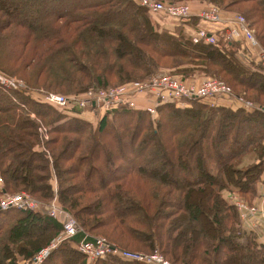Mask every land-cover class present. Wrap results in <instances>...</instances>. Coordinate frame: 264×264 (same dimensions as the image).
<instances>
[{
    "label": "trees",
    "instance_id": "obj_1",
    "mask_svg": "<svg viewBox=\"0 0 264 264\" xmlns=\"http://www.w3.org/2000/svg\"><path fill=\"white\" fill-rule=\"evenodd\" d=\"M30 1L27 5L34 6ZM202 1L225 8L224 16L230 10L225 3L233 2ZM239 1L252 2L253 16L264 24V0ZM67 3L51 12L33 9L25 21L18 7L11 12L0 1L1 71L17 75L36 63L37 87L69 91L107 88L115 85L112 77L121 82L144 80L156 73L159 58L181 57L178 66L185 64V72L200 71L210 78L222 75L240 96L235 85L264 94L262 64L245 62L239 56L243 42L226 40L221 30L208 29L215 34L214 44L194 42L183 29L156 28L148 10L134 0ZM185 22L202 27L196 16ZM256 37L264 47V36L257 33ZM21 78L34 86L31 78ZM251 98L247 96L264 106ZM187 102L183 107L174 102L160 105V118L152 119L144 110L120 106L103 112L95 125L84 118L85 112L93 115L90 111L55 107L26 90L0 85V195L27 190L50 201L57 178L60 204L84 228L42 264H87L79 243L86 234L96 235L100 213L107 214L106 222L116 223L132 242L149 251L158 249L176 264H264V244L255 231L240 225L237 209L224 193L237 192L249 203L258 199L264 180V112L234 108L230 103L213 105L199 98ZM31 113L49 126L48 155L41 149L38 123ZM182 116L186 120L182 129H170L171 118ZM127 139L132 149L118 145ZM220 140L225 144L218 150ZM154 143L169 159L152 156L141 161L142 153H152ZM132 159L138 164L128 166ZM256 169L253 177H247L248 184L237 185L238 175L242 180ZM93 176L100 179L98 183L90 184ZM141 192L144 198L137 196ZM91 194L101 195L98 205L92 200L91 206L87 197ZM36 225L42 232L33 237L31 229ZM62 229L60 221L43 211L0 210V264H16V253L31 257L50 242V234ZM34 242L39 245L25 247L28 243L33 247ZM93 264L146 263L110 255Z\"/></svg>",
    "mask_w": 264,
    "mask_h": 264
},
{
    "label": "built area",
    "instance_id": "obj_2",
    "mask_svg": "<svg viewBox=\"0 0 264 264\" xmlns=\"http://www.w3.org/2000/svg\"><path fill=\"white\" fill-rule=\"evenodd\" d=\"M141 6L145 7L152 15H162L170 17L174 20L185 22L196 16L203 22L213 24L215 30H221L223 37L226 40H236L239 42L247 43L248 50L243 55H247L246 61L255 60L260 62L264 67V47L258 42L251 28L248 26L244 16L235 14L231 19H226L221 10L217 7L206 4L196 14L192 12L191 6L188 2L180 3H167L158 0H134ZM221 27H217V25ZM194 42L200 40L206 43H216V37L214 32L209 31L206 28H200L192 36ZM149 79L141 81H132L137 83L138 88L132 87L126 89L123 86L114 89H104L100 94H95L92 91L87 92L89 94L88 101L90 104L98 107L97 109L104 108L106 111L116 109L120 106H128L132 109L145 108L146 111L155 115L158 112V106L164 103L175 102L179 103L191 98H199L202 100L211 99L215 97H226L234 95L232 88L222 80L215 78H207L198 86L192 84L188 85L185 82L176 78L166 76L163 78H154L152 82H147ZM131 82V83H132ZM0 85L8 87L12 90H22V82L0 71ZM50 105L59 108H79L83 109L84 102L81 106H75L77 100L74 97L65 96L62 94H48L43 99ZM238 100L241 103V107L246 110H261L264 112V106L254 104L248 101L243 96H238ZM98 101L100 104H98ZM139 101V104H138ZM147 103V105H146ZM47 133V130H44ZM42 139L48 140L44 137V132L39 134ZM237 197H234L236 196ZM230 203L235 206L240 217L242 227L248 230L255 231L258 235L264 237V180L261 183L259 189L258 199L254 203L247 202L237 192L233 196L229 197ZM40 200L34 198L26 192H17L15 194H8L0 196V210L7 209H20L38 211ZM49 215L63 224L62 234L54 240L52 246L46 248L42 253L36 255L31 261L25 264H42L52 252L58 248L62 241H66L77 234L84 232L83 228L74 219L72 214L65 211L58 203V196L54 197L52 201V208L49 211ZM88 234L80 241L79 250L88 258L100 259L107 256H120L122 259L139 261L147 264H171L165 258L159 255H147L143 253H134L127 250H123L118 246L110 244L103 237L91 236L88 238Z\"/></svg>",
    "mask_w": 264,
    "mask_h": 264
},
{
    "label": "rangeland",
    "instance_id": "obj_3",
    "mask_svg": "<svg viewBox=\"0 0 264 264\" xmlns=\"http://www.w3.org/2000/svg\"><path fill=\"white\" fill-rule=\"evenodd\" d=\"M0 1H2L4 3V5L11 12H13V10L16 11V8L18 7L19 8V12L18 11L17 12L20 13V14H22L21 16H23V18L25 19V21H28L29 17L32 14V10L33 9H43L44 11H50L51 12L52 9H56L57 6L65 7L64 5L65 4H68L67 2H69L70 0H31L30 3H33L34 6H32V5H29L28 6L27 3H26V0H16V1L15 0H0ZM158 1L167 2V3H179V2H172V1L170 2L168 0H158ZM187 1L189 2L188 4L190 6H191L192 3L197 4V5H202V7L206 6L207 3L208 4H211V5L215 6V7H217L219 10H221V12L224 15L225 8L222 9L223 7L220 8V7H218L214 3H211V2H208V1H202V0H187ZM236 1L237 2H235L234 0H233V2L227 1L225 3L227 6L230 5L229 12H232L234 14H240V15L244 16L245 19H246V21H247L248 26L251 28V30L254 33V36L255 37H256V34L257 33H259L260 35L264 36V24L258 22L257 21V18H255L253 16L254 8H255L254 7V4L252 2H244V1H239V0H236ZM47 2L51 3V5L47 4ZM135 2H137V1H135ZM55 4H56V6H53ZM150 16H151V19H152L153 24L159 30H162V29H171V30L183 29V30H185L184 29V27H185L184 24L188 23V22H179V21L174 20V19H172L170 17H165V16H162V15H156L155 16V15H151L150 14ZM201 22H203V21L201 20ZM203 23H206V22H203ZM207 24H209V23H207ZM210 25L214 26L213 24H210ZM217 27L220 28L221 26L218 24ZM200 28H202V27L196 28L195 32L196 31H199ZM184 32H185L186 35H188L187 31H184ZM189 36H193V35H189ZM256 39L258 40L257 37H256ZM258 42H259V40H258ZM25 50H27V47L25 48ZM247 50H248L247 43H242V47H241V51L239 53V56L244 61L247 59V57H246L247 55L246 54L243 55V53L244 52L246 53ZM25 55H26V52L23 53V56H25ZM181 60H183V58H181V57H177V58H170V57L159 58L158 59V62H159L158 70H156V73H154L153 75H150V77L147 78V79H149L147 82H152L155 77L160 79V78H163V77H166V76H170L171 78H176L178 80H181V81L185 82L188 85L194 84V85L198 86L205 79L210 78V77L205 76L206 73H203V72H200V71H197L195 73L194 72L192 73L189 70V72H185L184 71V65L185 64H183V66H181V67L178 66V64L182 62ZM17 62H18V60H17ZM35 64L36 63H32V64L28 65L27 68L25 70H23L21 73H16L17 75L11 74L9 76L15 77V78L19 79L22 82V85H23V88H24L22 90H26V91L30 92L34 97H36L39 100L44 101L43 100L44 97H46L48 94L54 93V94H62V95H65V96L74 97L77 100V103H76L75 106H81L82 103L84 102L85 103L84 104V107H86V108H83V109H87L88 111L92 112L93 115H95V117H91L88 114H86L84 116V118L91 120L95 125L101 119V116H102L103 112H105L106 110L104 108L97 109L98 107H96L95 105L90 104V102L87 100L88 99V96H89V94L87 92L92 91L95 94H100L101 91H103L104 89H111V88L114 89V88H117V87H121L123 85H124V87L126 89H128V88H132V87H136L137 86V83L132 82V81H141V80H132V81H128V82L127 81L121 82V81H117L116 80L118 77H112L111 79H114L115 80L112 83L115 84V85L109 86L107 88H104V87H101V88L100 87L99 88L90 87L88 89H86V88L85 89H81V90L73 89V90H69V91H68V89L67 90L64 89V91H62L61 88H58V90H56V89L52 90V89H48V88H46L44 86L37 87V85L35 84L36 83V80L33 77L36 74V67L37 66H35ZM190 68H192V66ZM2 72H4V71H2ZM183 73H188L189 76L188 77H185V75ZM21 77H24L25 79H28V80L31 78L33 80V83H34L33 85L34 86H32L30 84L32 86V87H30L26 83V81L23 78H21ZM216 77H219L220 79L219 78H216ZM216 77H215V79L222 80V81H224L226 83L225 80L221 79V77L223 78L222 75L216 76ZM45 78H46V75L45 76L44 75L43 76H40V81L39 80L38 81L39 82L45 81L44 80ZM224 79H226V78H224ZM41 83H43V82H41ZM4 88L7 89L8 87L4 86ZM136 88H138V87H136ZM234 88L237 91L241 92L242 93V94L240 93L241 96H243L245 99H247V96H248L249 98L252 97L251 99L254 98L253 100H255L257 102L260 101V102H263L264 103V94H257V92L252 91V90H248V89H246V88H244V87H242L240 85H235ZM10 90H12V89L10 88ZM233 93H234V95H229V96H226V97H215V98H211V99H205L203 101L204 102H207V103H210V104H213V105H215V104H226V103H230L231 105H233V104H235V105H241L240 101L238 100V96H240V95L237 94L236 92H233ZM175 102H177V101H175ZM187 103L188 102H179L176 105L183 107V105H187ZM98 104H100L99 101H98ZM138 104H139V101H138ZM164 104H167V103H164ZM254 104H256V103H254ZM146 105H147V103H146ZM127 109H131V108L129 107ZM139 109L146 111L145 108H143V107H141ZM158 109H159V106H158ZM124 111H126V110H124ZM146 112H148L147 114H149V116L151 117V119L152 118H155V117L156 118H160V114H158V112L155 115H152V113L149 112V111H146ZM62 114L64 115V113H62ZM30 118L33 119V120H35V121H37V123H38V125H37L38 134H40V132H44V137L49 138L48 140H45V139H42L41 136L39 135L40 136L41 149L44 152H46V154L48 155V153L50 152V151H48L49 150V148H48V142H50V139L52 137V134L50 133V130H49V126L47 124H45L42 120H40L36 116L35 113H31ZM185 121L186 120H185V117L184 116H182L180 118H171V120L169 121V123H170V126L169 127H170V129H173V131H177L179 129H182L183 122L185 123ZM45 129L47 130V133H45V131H44ZM167 132H169V129H168ZM222 140L216 141V145L218 146V150H221L222 149V146L225 144V142L222 141ZM118 143H119L118 145L121 148H123V149L124 148L127 149V150L129 148L132 149V144H131V140L130 139H127V140H124V141H120L119 140ZM219 147H220V149H219ZM158 148H159V145L156 144V143H154L153 148H152V150H153L152 153H150L151 151L150 152H144V153H142L141 156L143 158L141 157V161H143V162L148 161V160L152 159V156H156L157 158H159L162 161H165V160L169 159L168 156L166 155V151H165V153L163 152V154L162 153L160 154ZM197 148H198L199 152L202 151V147L201 146H198ZM51 161H52V159H51ZM138 162L135 163L133 161V159H132V160H130L128 166H134V165L138 164ZM257 171H258V169L249 172V174L246 175V177L244 179H242V180L240 179V175H238L239 176V180L237 182V185L248 184L249 181H247V177H253ZM231 172H232V175L233 176H235V177L237 176L235 174H237L238 172H236V173H235V171H231ZM226 177L229 180V176L226 175ZM56 179L57 178L54 179V189H55V192L56 193H55V195L53 196V198L50 201H45L42 198H39L37 196H34V195H32L27 190H24V191H21V192H26V193L30 194L31 196H33L34 198L40 200V202L38 201L39 202V207H38L39 209H38V211H40V212L43 211V212H45L46 214L49 215V211L52 208V201L54 200V197L57 195L58 182H57ZM231 179L234 180L233 177H231ZM99 180L100 179L98 177L93 176L90 179V184L98 183ZM1 182H2V179H0V183ZM73 182L76 183V181H73ZM138 188L141 189L143 187H141L140 185H138ZM224 193H225V195H226V197L228 199H229L230 196H233V194L232 195H229L230 192L228 193L227 191H224ZM8 194H15V193H7V194L0 195V196H5V195H8ZM142 195H144V192H141V193H138L137 194L138 197L144 198ZM148 196L149 197H152V194H147L146 193V197H148ZM87 197H89L90 200H91V206H92V200L94 201L93 202V205L94 206L98 205V203H100L101 200H102V197H101L100 194H97V195H92L91 194V195H87ZM234 197H237V195L234 196ZM58 203H59V205L61 207H63L60 204L59 200H58ZM105 205H106V203H105ZM125 205H127L129 207H132L130 204H125V203H120L119 206H122V207L124 206L126 208ZM63 209L65 211H67L64 207H63ZM166 209H163V210H166ZM38 211H36V212H38ZM32 212H34V211H32ZM125 212H126V209H125ZM97 217L98 218L100 217L101 218V221L98 223L97 228L95 230L96 231L95 232L96 235H93V236L103 237L110 244H113L115 246H118V245L112 243V242L116 241V242L122 244L123 247L125 246L126 248H128V249H125V248H122V247L118 246L119 248H121L123 250H127V251L134 252V253H143V254H147V255H159V256H162L163 258H165L171 264H176V263L172 262L171 260L167 259L160 250L156 249L154 251H149V250H146V248L143 247L141 244L136 243V242H132L122 232V230L118 227V225L116 223H114L113 221H110V220L108 222H106V219H108L107 214L105 215V213H100V215L97 216ZM74 219L77 221V219L75 217H74ZM79 225L83 228V226L80 223H79ZM240 225L242 226L241 222H240ZM40 230H41V228H39V226H37V225L36 226H33L32 229H31L32 236L34 237L39 232H42V230L41 231ZM62 230L58 234H56V235H55V233H53L52 235L50 234L49 235L51 237L50 238V242H48L47 244H44L43 246H41L40 249H38L37 251H34L31 257L27 258L25 256H22L19 253H16V256H18V259L15 260L14 262L16 264H25V263L31 261L36 255L42 253L46 248L52 246L53 243H54V240L60 235V233L62 232ZM83 230H84V228H83ZM118 235H120L122 237V239H120L118 237ZM89 236H91V235H89ZM126 240L129 243L131 241L130 244H132V246L125 244ZM63 242L64 241H62L59 244V246L62 245ZM28 244L25 245V247L28 246L29 248H34V247H37L39 245L37 242H34V246L33 247H30ZM50 256H49V258H51ZM116 257H118L120 259L122 258L120 256H116ZM97 260L98 259H92V258L88 259L86 257L87 264H93Z\"/></svg>",
    "mask_w": 264,
    "mask_h": 264
},
{
    "label": "crops",
    "instance_id": "obj_4",
    "mask_svg": "<svg viewBox=\"0 0 264 264\" xmlns=\"http://www.w3.org/2000/svg\"><path fill=\"white\" fill-rule=\"evenodd\" d=\"M201 7H202V5H197V4L192 3V9H193V11H194V14H196L197 11H199V10L201 9ZM234 15H235L234 13H232V12H228V15H226V19H231ZM199 21H200V22H198V26H203V27H205V28H207V29H211V30H213V31H214L215 28H216L215 26L208 25L207 23H203V22H201V20H199ZM184 26H185V27H184V29H185L184 31H187V33H188L189 35H192V34H194L197 25H194L192 22H189V23L184 24ZM232 107H234V108H238V107H240V105H235V104H233ZM87 111H88V110H87ZM84 114H85V115L88 114V115L91 116V117H95V115H91V114H89L88 112H85ZM263 176H264V174H263ZM260 188H261V185H260ZM260 188H259V189H260ZM258 240H259L261 243L264 244V237L258 235Z\"/></svg>",
    "mask_w": 264,
    "mask_h": 264
}]
</instances>
